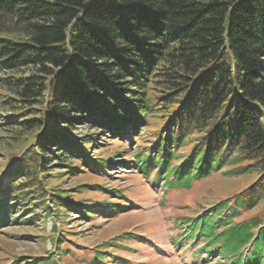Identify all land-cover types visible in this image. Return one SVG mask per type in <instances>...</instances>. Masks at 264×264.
<instances>
[{"label": "trees", "instance_id": "1", "mask_svg": "<svg viewBox=\"0 0 264 264\" xmlns=\"http://www.w3.org/2000/svg\"><path fill=\"white\" fill-rule=\"evenodd\" d=\"M0 73L5 101L20 104L6 124L29 139L0 186V229L52 219L54 232V251L14 264L114 263V248L141 242L118 236L92 255L72 244L82 233L57 229L69 212L93 221L126 209L110 201L125 190L101 179L120 164L168 190L224 167L256 176L182 221L177 242L264 264V215L236 221L264 201V0H0ZM130 136L148 143L114 147ZM87 171L95 180L74 190L87 197L72 200L63 182Z\"/></svg>", "mask_w": 264, "mask_h": 264}, {"label": "rangeland", "instance_id": "2", "mask_svg": "<svg viewBox=\"0 0 264 264\" xmlns=\"http://www.w3.org/2000/svg\"><path fill=\"white\" fill-rule=\"evenodd\" d=\"M3 77L5 75L0 73V186L10 179L14 159L29 141L28 136L18 134L21 130L17 125L6 124L8 118L16 112L15 106L20 104L14 100L5 101L12 93V87ZM80 131L83 133L87 130L83 127ZM134 138V136L126 138L131 146L125 142L115 141L114 147L124 145L128 151H132L139 143L144 145L147 142L144 141L145 137L137 144L138 141ZM100 139L104 143L113 141L108 135H102ZM91 153L99 154V150L95 147ZM227 169L224 167L215 175L194 182L191 188L168 190L161 183L148 181L144 175L138 174L134 167L120 164L106 170L107 174L101 176V179L107 181L110 186H119L125 190V200H117L114 197L110 201L113 203L120 201L119 203L125 205L126 209L118 211L115 215L96 213L93 215L95 216L93 221L84 220L77 213L69 212L62 225L57 223V229L65 225L67 230L82 233L72 244L82 249L91 248L92 255L102 244L114 240L115 237H125L130 233H137L140 236L141 242L130 245L132 249L129 251L114 248L113 254L120 257L116 262L107 264H228V259L222 255L208 259L205 252H198L197 248L204 244L200 240L187 242L183 239L185 244L177 242L184 231L181 230L182 221L202 215L205 209L244 190L256 178L250 174L229 175L226 173ZM87 172L63 182L67 188H72V200L87 197L74 191L77 184L95 180L93 176L96 175L95 172ZM88 196L92 200H100L98 194L89 193ZM260 215H264V201L257 207L243 212L236 221ZM52 226V219H47L39 223L15 222L5 229H0V264H14L17 259L22 261L29 258L31 260L45 258L46 252L54 249L51 244L54 236Z\"/></svg>", "mask_w": 264, "mask_h": 264}]
</instances>
